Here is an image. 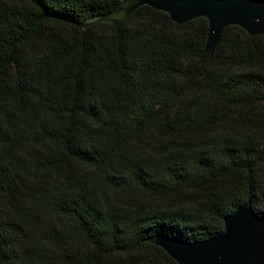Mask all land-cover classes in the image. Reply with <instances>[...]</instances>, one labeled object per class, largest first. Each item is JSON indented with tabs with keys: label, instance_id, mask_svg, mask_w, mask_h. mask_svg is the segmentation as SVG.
Wrapping results in <instances>:
<instances>
[{
	"label": "trees",
	"instance_id": "trees-1",
	"mask_svg": "<svg viewBox=\"0 0 264 264\" xmlns=\"http://www.w3.org/2000/svg\"><path fill=\"white\" fill-rule=\"evenodd\" d=\"M121 0H0V264H177L264 219V35Z\"/></svg>",
	"mask_w": 264,
	"mask_h": 264
},
{
	"label": "water",
	"instance_id": "water-1",
	"mask_svg": "<svg viewBox=\"0 0 264 264\" xmlns=\"http://www.w3.org/2000/svg\"><path fill=\"white\" fill-rule=\"evenodd\" d=\"M143 6L166 13L177 25L205 18L208 35L202 63L213 57L227 27L237 26L251 37L264 35V0H121L111 13L83 25L101 20L119 22ZM147 241L164 250L177 264H264V219L254 214L250 202L227 216L223 232L211 239L183 242L157 236Z\"/></svg>",
	"mask_w": 264,
	"mask_h": 264
}]
</instances>
